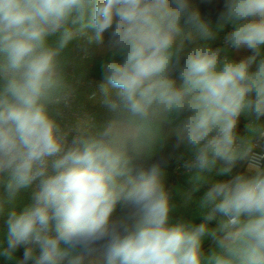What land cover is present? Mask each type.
<instances>
[{
  "label": "clouds",
  "instance_id": "obj_1",
  "mask_svg": "<svg viewBox=\"0 0 264 264\" xmlns=\"http://www.w3.org/2000/svg\"><path fill=\"white\" fill-rule=\"evenodd\" d=\"M82 36L99 128L63 124ZM0 219L8 264H264V0H0Z\"/></svg>",
  "mask_w": 264,
  "mask_h": 264
},
{
  "label": "built area",
  "instance_id": "obj_2",
  "mask_svg": "<svg viewBox=\"0 0 264 264\" xmlns=\"http://www.w3.org/2000/svg\"><path fill=\"white\" fill-rule=\"evenodd\" d=\"M231 30V26L225 28L224 32L220 34V37L216 41V46H220L223 42V36ZM89 35L91 32L88 33ZM85 37H78L74 39L71 46L72 61H89L95 55L91 47L86 52L81 51L79 45L85 41ZM67 73L70 78V83L75 89V97L72 102L70 110H66L63 124L66 128H74L78 125L93 126L95 128L101 127L102 118L108 119L110 113L102 104L103 95L98 88L100 82L99 76L88 75L84 78H77L72 66L69 67ZM245 170V167L243 166ZM169 175L167 181L169 185H176L186 175L183 168L179 164H173L169 169ZM31 196L32 189H28Z\"/></svg>",
  "mask_w": 264,
  "mask_h": 264
},
{
  "label": "crops",
  "instance_id": "obj_3",
  "mask_svg": "<svg viewBox=\"0 0 264 264\" xmlns=\"http://www.w3.org/2000/svg\"><path fill=\"white\" fill-rule=\"evenodd\" d=\"M91 32V31H89ZM71 44V43H70ZM94 52V57L89 60V61H72V54H71V46L69 45L68 49L66 50V55L68 56V64L66 67V71L69 69L70 66H72L73 73L77 78H84L88 75H94V76H99L98 72L95 70L99 61L103 59V57L107 54V49L104 46H99V45H92L90 46ZM250 52L248 50H240L239 52L233 53L234 58L240 59L243 58L246 55H249ZM85 69H88V74L87 75H82ZM100 77V76H99ZM102 123L106 122L107 119L102 118ZM247 123V121L242 117L241 118V123L239 125L241 131L244 129V125ZM244 171L243 165H240L237 167V169L234 170L235 172H240ZM168 175H169V170H168ZM168 178V176H167ZM187 183V177L185 176L182 180H180L177 184L184 185L185 187H189L188 185H185ZM208 185H205L206 189ZM197 196H200V194H197ZM31 199V196L29 194L28 190H25L21 193V202L17 205V207H22V205L28 203ZM178 202V201H177ZM22 203V204H21ZM183 215L186 219L194 220L196 223L201 222V217L195 214V206H189L188 208H182L181 206L178 207L177 211L174 213V217L179 218V216ZM214 223V222H213ZM6 226L3 223V220L0 219V235H3L5 233L3 231V227ZM211 245V241H206L204 244V248L207 249ZM23 247L19 248L17 250V258H22L23 255ZM0 264H6V262L3 260L0 261Z\"/></svg>",
  "mask_w": 264,
  "mask_h": 264
},
{
  "label": "rangeland",
  "instance_id": "obj_4",
  "mask_svg": "<svg viewBox=\"0 0 264 264\" xmlns=\"http://www.w3.org/2000/svg\"><path fill=\"white\" fill-rule=\"evenodd\" d=\"M217 179H224V177H217ZM185 185H188L187 183ZM190 187V185H188ZM206 190V189H202L200 193H197V194H200L202 195L203 191ZM196 194V195H197ZM22 204V203H21ZM23 206V205H22ZM183 208V206H181ZM3 231L6 232V226H4L3 228ZM2 260V258H0V261ZM6 262V261H5ZM6 264H8V262H6Z\"/></svg>",
  "mask_w": 264,
  "mask_h": 264
},
{
  "label": "trees",
  "instance_id": "obj_5",
  "mask_svg": "<svg viewBox=\"0 0 264 264\" xmlns=\"http://www.w3.org/2000/svg\"><path fill=\"white\" fill-rule=\"evenodd\" d=\"M105 39H107V35H106Z\"/></svg>",
  "mask_w": 264,
  "mask_h": 264
}]
</instances>
